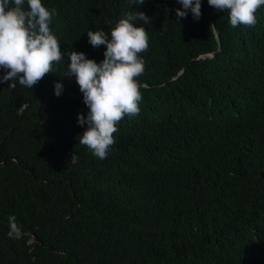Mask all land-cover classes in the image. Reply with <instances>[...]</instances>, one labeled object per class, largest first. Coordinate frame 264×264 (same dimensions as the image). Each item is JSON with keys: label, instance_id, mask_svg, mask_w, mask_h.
Wrapping results in <instances>:
<instances>
[{"label": "trees", "instance_id": "trees-1", "mask_svg": "<svg viewBox=\"0 0 264 264\" xmlns=\"http://www.w3.org/2000/svg\"><path fill=\"white\" fill-rule=\"evenodd\" d=\"M42 2L61 51L97 62L89 29L149 16L142 100L101 159L67 57L32 89L0 83V264H264V6L233 27L207 0L179 21L177 0Z\"/></svg>", "mask_w": 264, "mask_h": 264}, {"label": "clouds", "instance_id": "clouds-1", "mask_svg": "<svg viewBox=\"0 0 264 264\" xmlns=\"http://www.w3.org/2000/svg\"><path fill=\"white\" fill-rule=\"evenodd\" d=\"M144 0H139L142 4ZM177 21L202 15V0H177ZM217 10H227L229 23L255 25L256 11L264 0H207ZM137 4V0H132ZM56 9L48 8L42 0H0V83L18 81L33 87L46 73L53 71V62L67 57V70L63 75L74 76L87 114L78 113L77 123L87 125L79 134V143L86 145L93 156L105 158L115 143L118 122L124 116L140 112L142 94L136 77L144 72L145 60L139 55L149 47L145 25L151 18L144 12L130 11L121 18L110 33L102 28L87 31L93 47L106 45L104 58L97 62L83 51L62 52L61 43L50 28ZM143 21V23H136ZM62 80L54 82V94H63ZM9 236L20 235V229L9 217Z\"/></svg>", "mask_w": 264, "mask_h": 264}, {"label": "water", "instance_id": "water-1", "mask_svg": "<svg viewBox=\"0 0 264 264\" xmlns=\"http://www.w3.org/2000/svg\"><path fill=\"white\" fill-rule=\"evenodd\" d=\"M215 32H216V34H217V38H218V40H219V42H220V50L219 51H221L222 49H223V44H222V42H221V39H220V35H219V33H218V31H217V29L215 28ZM78 262V261H77ZM79 263V262H78Z\"/></svg>", "mask_w": 264, "mask_h": 264}]
</instances>
